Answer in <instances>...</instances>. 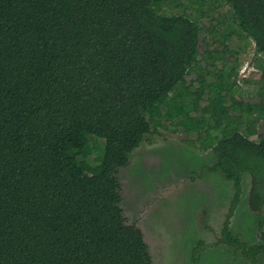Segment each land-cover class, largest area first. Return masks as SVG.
<instances>
[{
    "label": "trees",
    "instance_id": "1",
    "mask_svg": "<svg viewBox=\"0 0 264 264\" xmlns=\"http://www.w3.org/2000/svg\"><path fill=\"white\" fill-rule=\"evenodd\" d=\"M167 4L0 0V264H153L117 175L165 120L234 184L224 242L260 252L229 227L249 174L264 239V95L236 97L238 52L223 46L237 35L264 55V0H221L239 32L220 36L223 21L204 27Z\"/></svg>",
    "mask_w": 264,
    "mask_h": 264
},
{
    "label": "rangeland",
    "instance_id": "2",
    "mask_svg": "<svg viewBox=\"0 0 264 264\" xmlns=\"http://www.w3.org/2000/svg\"><path fill=\"white\" fill-rule=\"evenodd\" d=\"M200 1L173 0L174 4L165 8L174 14L188 9L186 16L193 20L200 17L204 27L211 25L212 18L223 21L225 24L215 31L218 36L233 30L239 32L230 7L220 5L221 0H208L206 5ZM200 10L204 17L200 16ZM212 41L207 35V42ZM223 48L238 52L239 69L234 77L240 89L234 90L236 97L259 104L260 93L264 95L260 80L264 55H256L255 44L237 35L225 40ZM199 50L201 54L207 53L203 41ZM187 79L194 80L195 75L189 74ZM231 119L237 122L240 116L231 114ZM164 123L168 128L161 127L148 135L131 155L128 167L120 169L117 175L122 188L120 207L127 224H135L142 231L153 264H264V239L256 227L258 216L249 204L250 175L243 177L241 199L229 230L247 243V249L261 247L253 257L223 240L222 232L236 190L222 172L210 170L217 162L212 149L204 151L187 143L188 136L182 128H173L167 120ZM196 137L191 135L192 139ZM97 156L98 153L93 158ZM260 215L264 216V207Z\"/></svg>",
    "mask_w": 264,
    "mask_h": 264
}]
</instances>
